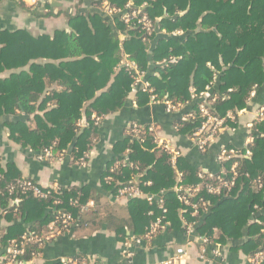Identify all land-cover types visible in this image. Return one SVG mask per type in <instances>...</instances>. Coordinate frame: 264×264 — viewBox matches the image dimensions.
<instances>
[{
    "label": "trees",
    "instance_id": "1",
    "mask_svg": "<svg viewBox=\"0 0 264 264\" xmlns=\"http://www.w3.org/2000/svg\"><path fill=\"white\" fill-rule=\"evenodd\" d=\"M91 2L98 10L69 16L73 30L58 31L53 39L33 38L24 30L0 33V74L28 66L0 78V117L14 116L6 123L11 139L37 153L46 149L54 153L65 150L66 156L69 152L71 161L77 163L89 154L101 120L120 110L134 88L135 72L123 64L124 60L148 74L155 100L167 99L173 104L189 106L192 117L175 121L179 134L190 137L200 126L201 104L220 117L231 112L234 119H226V126L237 127L238 112L247 107L253 89L264 85V0ZM105 2L115 10H124L132 2L160 30L188 31V36L181 44L162 39L150 50L143 32L126 25L120 14H112L109 24L104 15ZM187 6L185 14H177ZM119 31L125 35L122 40ZM35 59L52 62L38 64L32 61ZM223 66L227 69L217 76ZM54 83L58 88L45 90L46 85ZM191 83L193 94L189 91ZM135 102L138 107L146 106L150 94L137 90ZM93 114L101 120L95 121ZM140 125L141 132L136 138L131 137L130 126L129 136L114 145L113 157L103 174V186L116 194L119 186L135 181L143 192L161 194L166 208L164 222L169 230H181L185 222V225H197L198 234L213 244L226 246L238 241L231 249H240L249 257L264 252V121L255 119L252 123V142L239 149L242 157L223 161L224 180L231 178L232 161L238 162V175L231 190L220 196L205 189L206 184L215 183L214 177L202 173L203 178H199L201 169L183 156L177 157L172 167L171 156L156 145L148 124ZM117 162L118 167L111 172V166ZM108 175L111 182L104 180ZM25 180L13 164H0V216L14 221L0 244L8 245L10 240L19 243L23 236H35L25 242L23 260H30L33 254L40 255L42 245L38 239L48 232L50 222L61 227L64 212L72 215L76 227L92 228L113 222L110 213L103 211L105 216L99 215L102 204L88 190L71 188L40 198L22 188L21 182ZM256 180L261 181L260 186ZM177 184L201 186L190 201L199 205L195 214L191 205L177 199L173 191ZM70 199H78L79 204L92 200L94 209L81 212L79 205L72 204ZM202 202L209 205L206 211L200 206ZM149 211L153 214L149 215ZM127 214L134 236L140 237L161 210L157 202L130 197ZM253 214L257 217L249 224ZM112 231L118 240L125 241L122 226L116 225ZM81 260L77 258L76 264H81Z\"/></svg>",
    "mask_w": 264,
    "mask_h": 264
},
{
    "label": "crops",
    "instance_id": "2",
    "mask_svg": "<svg viewBox=\"0 0 264 264\" xmlns=\"http://www.w3.org/2000/svg\"><path fill=\"white\" fill-rule=\"evenodd\" d=\"M188 9L189 6L177 14H185ZM95 10L98 9L92 5L91 0H48L37 6H29L24 0H0V33L24 30L33 38L47 36L53 39L58 31L68 33L73 30L69 24V16L88 15ZM104 15L109 20V24H112V19L105 12ZM212 30L217 33L215 28ZM188 33L182 30L169 33L157 27L148 43L150 50H153L162 39H173L181 44ZM217 35L220 36L219 33ZM124 37V33L119 31V39L122 40ZM32 61L38 64L52 62L45 59ZM152 66L150 63V68ZM27 68L28 66L19 70ZM223 68L226 67L223 66L217 76L222 74ZM19 70L3 72L0 78ZM147 75L146 73V79ZM215 80L216 87L217 79ZM55 88H58L57 83L45 86V90L48 91ZM136 91L132 89L120 110L108 114L101 120L95 142L84 165L72 162L69 152L62 159H39L40 153L11 139L6 123L14 119V116L0 117V164L2 166L13 164L22 178L31 179L41 187L57 186L63 191L71 188L88 190L93 196L99 198L102 204L98 208L99 215L104 217L103 211L110 213L109 216L113 221L111 223L106 221L92 228L71 227L59 236L45 241L40 255L34 258L33 264H60L64 260L77 258L92 264H160L167 261L171 264H250L249 256L242 250L231 249L240 242H229L226 246L211 242L204 243L202 236L198 234L197 225L189 224L188 226L185 222L182 223L181 230H169L168 227L152 240H142L137 244L134 238H140L143 235L134 236L127 214V199L117 198L112 191L105 188L102 178L109 160L113 157L114 145L129 136V128L135 123L157 125L159 133L176 145L181 150V155L192 165L209 173L218 172L217 156L220 148L227 145L236 149L245 148L246 140L251 134L250 125L255 120V112L259 106L264 105V85L256 90L253 89L247 107L238 112L237 127L221 133L205 153L198 152L190 138L179 134L175 126V121L183 118L190 110L189 106H183L176 111L168 110L162 102L148 103L146 106L138 107L135 103ZM26 124L29 126L30 122L27 121ZM256 217L253 214L249 224ZM13 222L0 216V239L8 232V227ZM116 225L122 226L125 230L124 242L118 240L115 232L112 231ZM177 247L185 249V255L178 260L175 259ZM6 250L7 245L0 244V264L6 261ZM214 251L218 253L214 254ZM259 264H264V260Z\"/></svg>",
    "mask_w": 264,
    "mask_h": 264
},
{
    "label": "built area",
    "instance_id": "3",
    "mask_svg": "<svg viewBox=\"0 0 264 264\" xmlns=\"http://www.w3.org/2000/svg\"><path fill=\"white\" fill-rule=\"evenodd\" d=\"M48 0H24L26 4L29 6H37L39 4H44ZM105 7V13L111 17L112 14L118 13L120 14V17L122 21L129 26L136 27L140 29L141 32L144 34L145 41L150 42V39L153 37L157 30L156 22L153 21L146 13L140 11V7L134 6L132 3L126 5L124 10H115L108 6L107 3H104ZM142 7V6H141ZM123 64L134 70L136 79L134 84L135 90H141L143 92L150 94V102H162L165 104L166 108L170 111H176L180 110L183 106L179 104H173L171 101L164 99L161 101L155 100V96L152 94V88L150 87L149 82L146 79V73L144 71H139L136 67V65L128 60H124ZM252 96V93L251 95ZM136 103V102H135ZM187 112L186 115L183 117V119H186L188 117H192L191 113ZM199 113L202 118V122L199 127L196 128V130L192 133V135L189 137L192 141L193 146L196 148V150L200 153H205L211 146V144L216 140V138L223 132L228 130H233L234 128H229L226 126V119H234V115L231 112H228L225 117H220L215 115L205 104H201L199 106ZM92 118L95 119V121H100L101 119L97 117L95 114L92 115ZM255 119H258L260 121H264V105H261L257 108L255 112ZM82 124H84L82 122ZM141 126L140 124H132L131 127L133 129L130 131L131 137L136 138L138 134L141 132ZM252 124L250 125V127ZM148 131L153 135L154 142L156 145L160 148H162L165 152H167L171 156V164L172 167H175L176 165V158L181 155V150L171 142H169L167 139H165L160 133L159 128L155 124L148 125ZM252 142V137H248L246 140V146ZM245 146V147H246ZM245 155H249V151L247 150L245 152ZM65 150L61 152L54 153L51 149H46L42 153L38 155V158L41 160H55V159H62L65 158ZM243 155L239 153V149H236L233 146L227 145L220 148L217 160L219 163V170L216 173H209L207 171H202L198 173L199 178H203L202 173H207L209 177H214L215 183H209L205 185V189L209 194H213L216 196H220L222 194H225L231 190L233 185L235 184V179L238 175L237 173V165L238 162L232 161L229 172L231 173V178L229 180L223 179V161H229L232 159L240 158ZM88 155L85 154L83 157L80 158V160L76 163L79 165H84L87 162ZM119 165V162L111 166L110 171H114ZM214 175V176H213ZM181 174L180 172L177 173V180L180 181ZM104 180L106 182H111L112 177L110 175L105 176ZM258 183V186L261 185L260 180H256ZM145 184H150V182H146ZM21 186L25 190H29L32 192L34 196L40 197V198H46L47 196H50L52 193H61L63 192L62 189L55 187H41L37 183H35L31 179H26L25 181L21 182ZM201 186L198 184H190L187 186H181L177 184L173 191L175 192L177 199L184 205H191L193 208V213L195 214L199 210V205L194 203L191 204V198L194 197L199 191ZM116 197L117 198H145L149 203L157 202L159 209L161 210V214L157 216L154 221L148 226L146 233L140 237V238H134V241L138 244L142 240L144 241H150L152 240L159 232L165 230L168 228V224L164 222L165 220V213L166 208L163 205V200L161 199L160 193H146L143 192L142 189L136 185L135 181H130L127 184L121 185L117 188L116 191ZM70 202L74 205H79L81 212L89 213L94 209V202L92 200H88L87 202L83 204H79L78 199H70ZM201 208L203 211L207 210L206 202L201 203ZM257 208V207H255ZM149 215H152L153 212L149 211ZM61 227H57L55 223L52 221L50 222L48 228V232L44 234L43 237L39 238L38 240H41V245L44 244L45 241L51 240L60 234H62L65 231H68L71 227L75 226L74 218L70 213L64 212L61 214ZM189 226V224H188ZM35 238V236L30 235L23 236L22 241L17 243L15 240H10L7 245V258L4 264H33L34 258L38 257L39 255L33 254L32 258L28 261L23 260L21 256L25 253V242ZM202 241L204 243H208V239L206 237H202ZM176 255L175 259H182L185 255V249L184 247H177L176 248ZM217 251H214V254H217ZM130 255V253L128 254ZM249 263L250 264H259L261 261L264 260V252L259 251L254 253L252 256L249 257ZM62 264H76L77 259L74 260H64L61 262ZM81 264H92L89 262H86L85 260H81ZM160 264H171L170 261L162 262Z\"/></svg>",
    "mask_w": 264,
    "mask_h": 264
},
{
    "label": "water",
    "instance_id": "4",
    "mask_svg": "<svg viewBox=\"0 0 264 264\" xmlns=\"http://www.w3.org/2000/svg\"><path fill=\"white\" fill-rule=\"evenodd\" d=\"M225 69H226V68H223V72L225 71ZM223 72H222V73H223ZM189 90H190V93L193 94L192 83H191V85H190V89H189ZM84 122H85V120H83V123H84ZM256 215H258V213H257Z\"/></svg>",
    "mask_w": 264,
    "mask_h": 264
}]
</instances>
